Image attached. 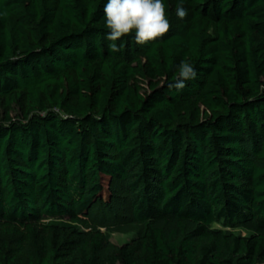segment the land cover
<instances>
[{"label":"trees","instance_id":"obj_1","mask_svg":"<svg viewBox=\"0 0 264 264\" xmlns=\"http://www.w3.org/2000/svg\"><path fill=\"white\" fill-rule=\"evenodd\" d=\"M106 3L0 0V264H264V0L120 52Z\"/></svg>","mask_w":264,"mask_h":264},{"label":"clouds","instance_id":"obj_2","mask_svg":"<svg viewBox=\"0 0 264 264\" xmlns=\"http://www.w3.org/2000/svg\"><path fill=\"white\" fill-rule=\"evenodd\" d=\"M182 5L183 0H180V5L175 9L180 20H184L188 15V10ZM103 12L105 28L109 30L106 39L114 42L109 45L112 52L122 50V45L118 46L115 41L133 32L135 43L144 45L162 39L172 29L163 0H107ZM196 78L195 67L187 61H182L178 76L170 87L183 90L187 81Z\"/></svg>","mask_w":264,"mask_h":264},{"label":"rangeland","instance_id":"obj_3","mask_svg":"<svg viewBox=\"0 0 264 264\" xmlns=\"http://www.w3.org/2000/svg\"><path fill=\"white\" fill-rule=\"evenodd\" d=\"M122 218L118 219V222L122 223L126 220L127 215L121 214ZM108 224V223H107ZM110 225V224H109ZM217 228H222V225H216ZM132 238V235H122V234H112V242L116 245L122 246L129 242Z\"/></svg>","mask_w":264,"mask_h":264}]
</instances>
